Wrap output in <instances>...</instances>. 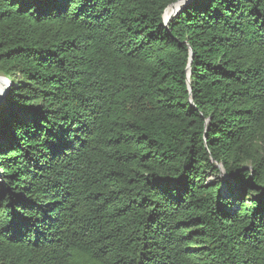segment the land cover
<instances>
[{
    "label": "trees",
    "instance_id": "trees-1",
    "mask_svg": "<svg viewBox=\"0 0 264 264\" xmlns=\"http://www.w3.org/2000/svg\"><path fill=\"white\" fill-rule=\"evenodd\" d=\"M177 1L0 0V264H264V0Z\"/></svg>",
    "mask_w": 264,
    "mask_h": 264
},
{
    "label": "water",
    "instance_id": "water-1",
    "mask_svg": "<svg viewBox=\"0 0 264 264\" xmlns=\"http://www.w3.org/2000/svg\"><path fill=\"white\" fill-rule=\"evenodd\" d=\"M190 1H191V0H179V1H177L176 3L169 5V6L165 9L162 18H163L164 26H165L166 28L168 27L170 20H171L174 16H176V15L182 10V8H183L184 6H186ZM168 9L171 10V16H170L169 20L166 21V20L164 19V15H165V13H166V11H167ZM189 76H190V67L188 68V90L190 91L191 88H190ZM0 80H1V83H0V105H1L2 102L4 101L5 96L7 95L8 91H9V88H10V86H11V82H10L8 79H6V78H4V77H2V76H0ZM190 103L192 104V98H190ZM217 167H218L219 170H220V176H219V177H220L221 180L224 182L225 180H227V179L229 178V176L224 172L222 166L218 165Z\"/></svg>",
    "mask_w": 264,
    "mask_h": 264
},
{
    "label": "bare ground",
    "instance_id": "bare-ground-1",
    "mask_svg": "<svg viewBox=\"0 0 264 264\" xmlns=\"http://www.w3.org/2000/svg\"><path fill=\"white\" fill-rule=\"evenodd\" d=\"M170 16H171V10L168 9L164 15V19L167 21L169 20ZM0 83H1V80H0Z\"/></svg>",
    "mask_w": 264,
    "mask_h": 264
},
{
    "label": "rangeland",
    "instance_id": "rangeland-1",
    "mask_svg": "<svg viewBox=\"0 0 264 264\" xmlns=\"http://www.w3.org/2000/svg\"><path fill=\"white\" fill-rule=\"evenodd\" d=\"M214 179V177L213 176H209V180H213Z\"/></svg>",
    "mask_w": 264,
    "mask_h": 264
}]
</instances>
